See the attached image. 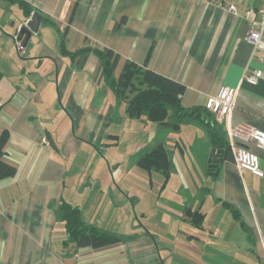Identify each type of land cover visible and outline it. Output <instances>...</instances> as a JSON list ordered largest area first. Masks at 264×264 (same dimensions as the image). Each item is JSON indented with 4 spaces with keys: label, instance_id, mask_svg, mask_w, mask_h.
Listing matches in <instances>:
<instances>
[{
    "label": "crops",
    "instance_id": "obj_1",
    "mask_svg": "<svg viewBox=\"0 0 264 264\" xmlns=\"http://www.w3.org/2000/svg\"><path fill=\"white\" fill-rule=\"evenodd\" d=\"M19 2L30 8L29 16ZM227 4L236 6L235 15ZM259 5V0H0V134L9 133L2 160L16 170L0 179V264H264V177L239 170L230 148H217L224 150L223 162L218 176H209L206 131H199L195 154L196 132L187 131L163 190L162 176L157 178L162 208L140 205L130 173L137 170L139 149L159 140L140 142L148 127L126 117L125 102L104 83L92 52L71 59L60 48L63 36L68 52L112 51L119 57L115 77L128 61L177 82L185 87V108L203 107L219 87L235 88L243 73L259 70L257 85L241 84L231 118L221 124L229 146L228 128L245 124L264 131V56L246 41V12ZM33 13L41 17L38 31L18 57L14 36ZM123 140L128 155H136L130 172L103 153ZM248 148L264 173V151ZM185 157L194 176L181 168ZM172 176H180L177 183ZM63 201L79 208L86 223L128 240L101 249L64 246V222L56 210ZM186 210L204 214L201 227ZM139 214L156 218L153 228L140 224Z\"/></svg>",
    "mask_w": 264,
    "mask_h": 264
},
{
    "label": "trees",
    "instance_id": "obj_2",
    "mask_svg": "<svg viewBox=\"0 0 264 264\" xmlns=\"http://www.w3.org/2000/svg\"><path fill=\"white\" fill-rule=\"evenodd\" d=\"M19 4L29 16L30 8L22 2ZM60 48L63 54L71 59L90 52L97 57L103 81L118 101L125 102V114L128 119L155 123L161 128L174 131L180 130L181 126L188 122H198L204 127L212 148L229 149L221 125L216 122L213 114L205 106L191 108L182 106L181 97L185 91L183 85L128 61L124 63L119 76L115 77L114 70L119 57L107 49L82 47L74 52H68L65 49L63 36L60 40ZM25 53L19 55L17 52L18 57H23ZM8 136L7 130H3L0 134V179L12 177L16 172L13 166L2 160ZM175 146L180 147L179 150H181L182 145L179 142ZM136 166L150 177L154 172L159 173L162 176L160 189L163 190L174 172L172 152L167 149L165 140H159L152 148L138 155ZM224 206L230 210L235 219L239 220L237 212L228 203H224ZM56 210L60 220L64 222L66 232L64 246L73 244L76 250L101 249L128 240L124 235L86 223L80 209L64 201L59 203ZM185 213L196 227L202 226L203 213L190 210H186Z\"/></svg>",
    "mask_w": 264,
    "mask_h": 264
},
{
    "label": "built area",
    "instance_id": "obj_3",
    "mask_svg": "<svg viewBox=\"0 0 264 264\" xmlns=\"http://www.w3.org/2000/svg\"><path fill=\"white\" fill-rule=\"evenodd\" d=\"M259 3L260 5L256 11L248 10L246 12V20L249 24L246 41L252 46L253 53L264 56V0H259ZM225 9L235 15V5L227 4ZM254 14L259 17L257 20L254 19ZM27 20L21 26L25 25ZM14 41L18 54L23 55L25 46L21 44V41L17 40V34L14 36ZM261 76L262 74L259 70L251 69L246 71V73H243L237 87L221 86L214 95L207 96L204 103L205 108L213 114L218 124L227 123L236 106V99L241 84L257 85ZM227 136L236 167L241 171L249 172L257 178H263L264 173L260 169L258 157L248 148V145L253 144L257 149L264 151V131L249 125L240 124L228 128Z\"/></svg>",
    "mask_w": 264,
    "mask_h": 264
},
{
    "label": "rangeland",
    "instance_id": "obj_4",
    "mask_svg": "<svg viewBox=\"0 0 264 264\" xmlns=\"http://www.w3.org/2000/svg\"><path fill=\"white\" fill-rule=\"evenodd\" d=\"M135 121V120H134ZM140 125H143L144 123L145 126L148 128H144L143 132H140L139 134V140L140 142L145 140V139H152V138H157L158 140H165V145L167 149L172 152V160L173 164L178 163L177 160L180 157L179 154V149L175 146V143L179 140L180 136L182 135L185 140V137L187 136V131L188 132H196V134H193L194 142H195V147L192 149V152L195 154L197 153V149L200 146L199 145V131H202V129L205 131L204 127L201 126L200 123L198 122H188V124H183L178 131H174L169 128H161L155 123L151 122H142L139 120ZM154 132L153 135L150 133ZM119 142V141H118ZM110 146V145H109ZM148 150V149H146ZM141 151L139 149V155L145 153V151ZM211 148L208 151V155H210ZM103 153L105 154V157L108 160H114L118 162L120 165L125 166L126 170L130 172L129 166H132L131 162L134 156L128 155V145L125 143L123 140L121 144H116L113 145V147H108L106 149H103ZM130 162V163H128ZM181 168L184 172V174H193L192 166H191V161L185 157V163L181 164ZM121 177L124 178V173L122 169L118 172ZM194 176V174L192 175ZM160 177L159 173H153L152 177H150L146 172L140 170L137 168L136 172L132 171L130 173V180L135 183L137 181V194L140 197V205H146L150 210L153 209V206L155 204L156 208H162V204L164 203L163 201V196L157 200V193L155 192L157 187V178ZM180 176H172V181L177 183L178 179ZM151 181V184L149 183ZM154 187V188H153ZM151 188H153L151 192ZM149 214L146 218L141 217V214H139V222L140 224H143V226H148L150 228H153L151 223L153 220L156 218H150ZM156 216L158 215L157 213L155 214ZM144 229V227H142Z\"/></svg>",
    "mask_w": 264,
    "mask_h": 264
},
{
    "label": "water",
    "instance_id": "obj_5",
    "mask_svg": "<svg viewBox=\"0 0 264 264\" xmlns=\"http://www.w3.org/2000/svg\"><path fill=\"white\" fill-rule=\"evenodd\" d=\"M40 15L33 13L30 18L27 20L25 25H22L17 32V40L21 41L23 46L27 45V42L32 33L38 31L40 23ZM224 150L211 148V152L208 160V175L212 177H217L219 173V167L223 162Z\"/></svg>",
    "mask_w": 264,
    "mask_h": 264
}]
</instances>
